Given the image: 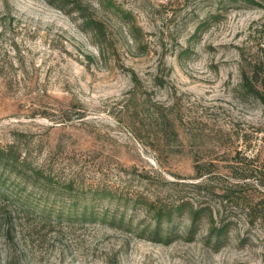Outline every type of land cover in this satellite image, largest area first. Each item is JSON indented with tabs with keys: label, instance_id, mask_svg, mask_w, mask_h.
I'll use <instances>...</instances> for the list:
<instances>
[{
	"label": "rangeland",
	"instance_id": "374dc122",
	"mask_svg": "<svg viewBox=\"0 0 264 264\" xmlns=\"http://www.w3.org/2000/svg\"><path fill=\"white\" fill-rule=\"evenodd\" d=\"M210 4L0 0V148L129 196L61 217L31 184L30 209L0 197V264H264V104L240 91L264 7Z\"/></svg>",
	"mask_w": 264,
	"mask_h": 264
},
{
	"label": "trees",
	"instance_id": "16d2710c",
	"mask_svg": "<svg viewBox=\"0 0 264 264\" xmlns=\"http://www.w3.org/2000/svg\"><path fill=\"white\" fill-rule=\"evenodd\" d=\"M209 2L211 4L207 7H215L217 5L220 11L240 9L244 6L264 7V0H209ZM74 5L77 9H80V4H78V2H75ZM254 61L255 63L253 64L252 71L246 73L244 72L243 74L240 91L246 98L254 99L264 104V63L260 58ZM19 160V156L15 153L13 148H0V170H3L5 173L9 172V177L15 175L17 178H22L25 182V186L19 190L20 186H15L9 178V180H6L4 178L5 176L0 178V197L7 205H15L17 208L30 209L26 204V201L28 200L27 198H24L25 196L23 195V192H26V188L27 186H30V184L31 186H34V188L36 187L39 190L42 189L41 196L40 194L38 196V198L40 197V201L42 198H46L49 201L53 199L52 204L54 208L56 207L59 210V217L62 216L61 213L62 211H65V209L70 212L73 207H79L81 202L83 204L89 200L96 202L111 198L118 200L119 203H122L126 198L125 202H129V196L115 194L105 190L104 188H92L89 190L84 186L77 185L74 181H62L51 175H47L42 170H32L27 163H25V161ZM257 170H260V168H257L255 171L257 172ZM262 173L263 172L260 170V175ZM260 179L261 177L257 178L258 184L259 186L264 187V181ZM33 194L34 192H31L30 195L32 196ZM90 197L92 199H89ZM35 202L37 204L39 203V200ZM250 206L249 216L251 218V223L254 222V219L260 216L262 224H264V201L259 204H251ZM40 207L41 204L35 206V211L38 212ZM54 208H50V211L53 212ZM44 209L45 210L42 211H45L44 213L46 214L47 207ZM88 209V206H86L87 211ZM165 211V208H157L156 215L160 218L164 213H166ZM167 213H169V209L167 210ZM227 226L228 225L224 221L220 228H216L211 233L209 236L211 240L215 238L217 243L221 242L227 234Z\"/></svg>",
	"mask_w": 264,
	"mask_h": 264
}]
</instances>
